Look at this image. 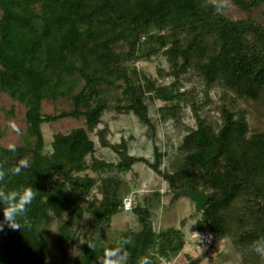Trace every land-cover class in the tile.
<instances>
[{
	"label": "trees",
	"instance_id": "obj_1",
	"mask_svg": "<svg viewBox=\"0 0 264 264\" xmlns=\"http://www.w3.org/2000/svg\"><path fill=\"white\" fill-rule=\"evenodd\" d=\"M230 9L240 15L232 17ZM158 56L166 68L157 67L156 77L139 66ZM186 75L203 83L199 105L194 87L181 90ZM213 88L221 91L219 116L208 122L199 111ZM1 95L23 107L25 134L14 150L0 145V189L30 186L34 198L28 226L0 232V264H100L104 250L118 247L122 237L132 241L122 264H138L142 256L152 264L170 263L184 248L189 220L191 232L211 237L206 249L231 240L242 251L241 264H264L254 248L264 241V129L252 130L248 110L236 106L264 101V0H0ZM56 100L69 107L44 114L43 104ZM156 101L163 125L181 127L182 106L194 119L168 152L153 143L148 103ZM109 111L131 115L145 128L151 157L130 154L124 138L107 139L102 117ZM61 120L82 125L55 132L46 145L41 126ZM98 147L116 161L97 158ZM21 161L28 166L11 175ZM137 164L164 190L129 198L138 184L120 176ZM182 188L202 191L209 200L180 227L155 231L154 212L166 208L162 197L170 196L165 206L171 208ZM123 212L134 215L138 229L104 240L111 219ZM84 217L90 220L85 239L72 249ZM53 222L57 259L50 260ZM202 258L187 257V264Z\"/></svg>",
	"mask_w": 264,
	"mask_h": 264
},
{
	"label": "rangeland",
	"instance_id": "obj_2",
	"mask_svg": "<svg viewBox=\"0 0 264 264\" xmlns=\"http://www.w3.org/2000/svg\"><path fill=\"white\" fill-rule=\"evenodd\" d=\"M232 17H238L240 14L236 11L230 9L228 12ZM140 67H143L146 72L150 75L156 77V68L162 67L166 68V63L161 56L153 58L150 63H140ZM163 83H169L170 79L162 80ZM181 90L190 91L191 87H194L192 91L195 101L199 105L203 101L201 96V88L203 83L199 79L192 77L191 75H186L181 80ZM185 91V92H186ZM219 97H221V91L219 88H213L209 93V104L204 106L200 115L204 117L208 122L214 121L219 116L218 106ZM229 96L226 95L224 101L227 102ZM161 102L148 103V116L155 127V137L153 140L154 145H156L161 150H170L169 147L173 148L176 145L182 135V130L184 126L192 127L194 126V119L192 113L188 107L182 106L180 111V120L182 123L181 127H177L170 122L166 124H161L156 113V108L161 106ZM237 108H246L249 112L248 123L252 130H263L264 129V101L260 104H254L250 101L236 102ZM69 104L64 100H56L53 103L45 102L42 107L44 114H57L60 111L67 109ZM12 111V113H8ZM23 107L12 102L7 96H0V145L3 147H9V145H17L21 143V138L25 134V125L23 122ZM103 124L108 128L109 135L107 139L111 143L119 142L120 138H124L128 141V151L130 154L136 156L151 157L152 152V141L148 139L145 135V128L139 124V122L131 115H117L114 111H109L105 113L102 117ZM82 125V121L74 120H61L54 122L52 124H43L41 126L44 142L46 145L52 139V135L55 132L66 133L70 129ZM102 126H99L101 128ZM167 144L169 146H167ZM97 146V145H96ZM48 147V146H47ZM171 151V150H170ZM168 152V151H167ZM95 156L97 158L104 159L106 161H116L115 155L107 150L97 148ZM90 176H95L94 174L88 172ZM120 178L127 183L134 181L138 184L136 192L129 194V198L133 196L135 199L140 200L143 195H149L153 190H164V184L159 181L152 174L151 171L143 167L142 165L134 166L130 172L125 175L120 176ZM128 198L124 200V209L129 208ZM170 196L162 197L161 204L164 212L158 209L154 212L152 217V224L155 231L158 229H163L166 227H180V220L187 218L194 211L193 202L186 196H179L171 208L165 206L169 203ZM90 220L84 217L82 220V226L78 228L79 238L75 241L72 249L76 248L81 241H84L86 234L85 228L89 224ZM193 221H188L184 226L183 230L186 234V242L181 253L178 254L170 263L164 264H187V257L192 259L197 257H203L199 264H241L243 262L241 249L237 251L232 245L231 240H224L217 244V249H206L204 245L200 242V237L189 230L192 226ZM58 223L53 222L49 226V258L50 260L57 259V252L55 250V239L57 235ZM127 229L137 230L138 226L135 221V217L130 212H123L121 214L115 215L110 222V228L107 233H103L104 240L113 238L116 234L125 231ZM109 233V234H108ZM261 255L264 259V250L262 249Z\"/></svg>",
	"mask_w": 264,
	"mask_h": 264
},
{
	"label": "clouds",
	"instance_id": "obj_3",
	"mask_svg": "<svg viewBox=\"0 0 264 264\" xmlns=\"http://www.w3.org/2000/svg\"><path fill=\"white\" fill-rule=\"evenodd\" d=\"M224 7L223 3H217L216 10L219 12ZM10 150H14L13 145H9ZM26 161H21L19 166L10 169L11 175L20 172L21 167H27ZM4 179V172H0V181ZM33 189L29 187L15 188L5 193L0 189V232L4 228L20 229L22 226H28L27 210L34 198ZM132 243L131 237H122L119 240V246L116 248L105 249L100 264H122L124 259L122 251L126 245ZM255 251L260 252L264 249V241L254 245ZM138 264H152L148 256L139 258Z\"/></svg>",
	"mask_w": 264,
	"mask_h": 264
},
{
	"label": "water",
	"instance_id": "obj_4",
	"mask_svg": "<svg viewBox=\"0 0 264 264\" xmlns=\"http://www.w3.org/2000/svg\"><path fill=\"white\" fill-rule=\"evenodd\" d=\"M176 196H186L193 202L194 212L201 211L209 200V195L191 188H182L175 192Z\"/></svg>",
	"mask_w": 264,
	"mask_h": 264
},
{
	"label": "built area",
	"instance_id": "obj_5",
	"mask_svg": "<svg viewBox=\"0 0 264 264\" xmlns=\"http://www.w3.org/2000/svg\"><path fill=\"white\" fill-rule=\"evenodd\" d=\"M199 237H200L201 244H204V245L211 244L212 239L209 235L204 234V235H200Z\"/></svg>",
	"mask_w": 264,
	"mask_h": 264
}]
</instances>
